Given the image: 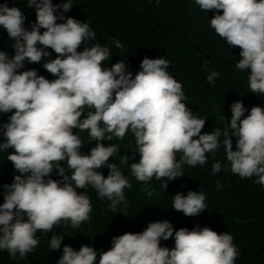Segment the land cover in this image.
I'll list each match as a JSON object with an SVG mask.
<instances>
[{
    "label": "clouds",
    "instance_id": "obj_1",
    "mask_svg": "<svg viewBox=\"0 0 264 264\" xmlns=\"http://www.w3.org/2000/svg\"><path fill=\"white\" fill-rule=\"evenodd\" d=\"M194 3L205 12L216 10L210 27L229 47L240 49L236 69L250 70L249 91L264 95V0ZM27 6L35 8L30 30L18 7L0 4V27L14 48L11 56L0 51V113H11L8 122L0 123L4 138L0 151L13 150L7 159L19 173L12 183L2 185L0 203V250H6L10 259H26L35 250L37 231H52L62 221L78 228L89 220L90 199L76 189L91 186L98 198L110 202L113 213L127 205L124 189L132 184L117 164L109 162L118 146L101 141L123 139L128 132L134 137L133 153H139V161L130 164L131 174L145 185L153 178L177 179L184 174V165H204L206 153L223 147L228 164L222 169L220 161L214 162L212 174L230 170L240 178L256 177L255 183L264 186V108L253 106L245 116V107L237 100L230 105L227 127L202 134L205 118H197L186 107L182 84L167 71L169 60L144 57L134 77L123 59L102 68L112 53L98 42L87 46L96 32L87 22L63 15L71 10L73 0L61 4L27 0ZM113 43L123 47L119 40ZM82 44L85 47L78 51ZM47 49L56 53L55 58L48 59L52 53ZM25 61L43 62L56 78L46 79L36 69L21 70ZM202 66L207 69L208 62ZM218 76L212 70L206 80L215 84ZM85 109L87 115L81 119ZM73 129L87 131L88 142L96 141L88 154L81 153L84 144ZM232 137H236L235 150ZM129 158L125 156L124 162ZM103 167L108 168L106 177L97 171ZM54 170L59 180L51 178ZM217 186L222 184L218 181ZM162 187L166 189L167 182ZM145 191L148 197L155 194L147 187ZM172 208L196 216L207 209L205 195L194 190L176 193ZM173 237V248L160 245L161 239ZM61 241V235L53 234L48 248L59 250ZM237 255L229 233L218 234L206 226L174 231L169 221L158 220L140 233L113 237L112 247L100 252L98 264H234ZM96 261L92 246L74 250L64 245L57 264Z\"/></svg>",
    "mask_w": 264,
    "mask_h": 264
},
{
    "label": "trees",
    "instance_id": "obj_2",
    "mask_svg": "<svg viewBox=\"0 0 264 264\" xmlns=\"http://www.w3.org/2000/svg\"><path fill=\"white\" fill-rule=\"evenodd\" d=\"M64 0H52L53 4H61ZM9 7H18L25 15V27L30 30L35 22V8L27 6V0H0ZM216 10L202 11L194 0H73L71 10L65 12V17H73L81 22H87L96 32L92 43H100L109 47L112 56L102 62V68H110L119 60L127 63L126 71L133 77L140 70V61L144 57L149 59L163 57L170 61L167 71L182 84V90L187 100L183 101L193 115L204 117L205 124L201 133L211 132L217 127L223 129L228 126L231 118L230 105L240 100L245 107V116L253 106L264 108V95H257L249 91L247 76L250 70L240 72L235 64L240 58L238 47H229L214 29L210 27V18ZM62 22L60 20L57 21ZM42 32L43 29H40ZM113 39L123 45L117 48ZM6 30L0 27V51L9 56L14 54ZM39 46V45H38ZM84 44L78 48L83 50ZM52 53L48 59L55 58ZM208 62L206 69L202 65ZM36 69L38 75L53 80L41 63L25 61L24 69ZM215 70L219 76L215 84L207 82L210 71ZM88 109L82 114L85 118ZM11 113H0V123L8 122ZM83 146L80 151L88 154L95 146L96 141L88 142L87 131L80 132L73 129ZM195 138V137H194ZM4 139L0 137V140ZM223 139V137H221ZM105 146H118L117 153L109 158V162L117 164L122 174L129 180L132 187L125 188L127 205H121L116 213L109 210V201L100 199L91 186L85 189H76L90 199L92 211L89 220L82 222L78 228L65 226L62 221L54 226L52 231H37L39 240L33 252L27 254L26 259L12 260L6 250H0V264H57L62 255L64 245L79 250L81 245H89L97 251V261L101 251L112 247V238L125 232L140 233L151 221L167 220L173 230L181 227L193 228L209 227L219 233H229L233 244L237 247L238 255L234 264H264V186L255 183L256 177L240 178L231 171L221 170L212 174V164L221 162L223 169L228 162L221 147L215 153H206L207 163L190 167L183 166L184 174L177 179L167 181L166 178H153L148 185L138 182L131 174L130 164L139 161V153H133L134 137L131 132L126 133L123 139L103 140ZM233 150L236 148V137H232ZM0 151V203H3L2 185L13 182L16 172L12 163L7 159V153ZM129 156L128 162L124 157ZM181 153H177L179 159ZM67 168L66 162H61ZM105 177L108 168L97 169ZM52 179L60 177L54 170ZM222 187L217 186V182ZM167 182L164 189L162 185ZM154 191V195L147 196L145 188ZM189 190L202 192L205 195L207 209L196 216H185L181 211L172 208L176 193L187 194ZM26 219V217H25ZM61 235L59 250L48 248L51 236ZM160 245L174 247V237L168 240L161 239ZM19 257V254H17Z\"/></svg>",
    "mask_w": 264,
    "mask_h": 264
}]
</instances>
